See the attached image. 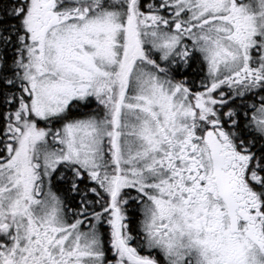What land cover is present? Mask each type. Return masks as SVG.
<instances>
[{
  "label": "rangeland",
  "instance_id": "1",
  "mask_svg": "<svg viewBox=\"0 0 264 264\" xmlns=\"http://www.w3.org/2000/svg\"><path fill=\"white\" fill-rule=\"evenodd\" d=\"M54 1L64 11L62 18L66 22L41 37L33 27V18L28 19L32 44L28 61L21 69L31 94L32 113L42 120L60 116L72 101L82 104L91 101L95 110H102L105 105L110 109L99 112V116L66 124L53 131L56 134L32 130L21 134L16 129L10 130L6 141L15 145V150L8 163L0 166V177L6 174L16 184L25 175V184L31 186L37 181L33 182V178L40 176L48 191L55 173L66 168L85 172L97 187L106 183L112 193L115 178L110 176L116 170L123 172L137 196L145 200L141 199L147 245L165 254L167 264H212L214 258L207 255L210 240L198 234L204 223L189 220L178 200L182 188L174 173L175 167L181 166L176 161L180 147L186 143L187 130V108L180 106L184 103L183 95L173 84L159 80L146 69L133 74L136 67L129 68L125 51L127 39L135 42L136 25L140 31L138 44L152 48L161 62L178 61L184 50L180 45L198 43L202 45V58L219 65L218 76L225 77V71L231 67L225 61V53L230 49L219 38L224 40L228 31L225 18L231 0H161L163 6L160 3L153 8L166 9L170 16L158 18L153 15L158 13L153 12L137 17L128 25L127 34L125 6L88 19L82 18L83 6L63 5L69 0ZM36 2L33 0L30 11ZM243 2L237 3L236 8L244 10V25L264 42V0ZM123 77L126 84L120 99L116 101L114 97L115 103L102 101L114 82L119 89L123 88ZM220 86L217 84L212 92ZM258 130L264 137V124ZM32 141L28 153V143ZM104 174H110V180H100ZM0 193L3 200L17 196L12 183L7 182H0ZM57 203L60 205L58 200ZM161 225L168 226L169 236L165 240L156 236ZM96 232L91 230L85 245H75L77 250L86 252L90 259L87 264H99L101 245L94 238ZM227 260L223 257L221 261Z\"/></svg>",
  "mask_w": 264,
  "mask_h": 264
},
{
  "label": "flooded vegetation",
  "instance_id": "2",
  "mask_svg": "<svg viewBox=\"0 0 264 264\" xmlns=\"http://www.w3.org/2000/svg\"><path fill=\"white\" fill-rule=\"evenodd\" d=\"M240 1H230V11L225 18L228 31L224 40L218 39L226 42L230 49L225 53V61L231 66L225 71V77L218 76L219 65L214 66L211 60L207 63L202 58V45L198 43L180 45L184 50L178 61L183 67L192 62L194 67L204 66L203 78L200 74L191 76L190 87L185 85L184 77L175 84L159 74L161 61L154 60L152 48L138 44L137 33L140 31L136 25L135 42L130 43L127 39L126 47V51L133 53L134 60L129 66L131 70L132 65L136 67L133 74L146 69L159 80L173 84L183 95L184 103L180 106L187 108V130L186 143L180 147L176 161L181 166L175 167L174 173L182 188L178 200L185 209L182 213H187L189 220H199V225L204 223L198 234L210 240L207 255L214 258L212 264H236L235 261L264 264V166L262 164L259 173L255 172L253 148L256 145L252 146L247 136L240 135L248 128L258 141H264L258 130L264 124V42L244 25V10L236 8L237 3L252 0ZM67 2L83 6L82 18L88 19L91 15L109 13L125 6L128 14L126 34L128 25L137 17L153 13L138 11L139 4L144 3L151 10L156 2L163 6L161 0ZM154 10L158 13L154 16L164 18L159 14L163 9L155 7ZM29 13L34 21L33 27L41 37L66 22L62 18L64 11L54 0H37ZM123 79V88L119 89L114 82L107 88L102 101L109 103L114 97L118 100L126 84ZM202 80L204 84H201ZM217 84L221 86L213 93ZM109 109L105 105L102 110H96L107 112ZM116 171L112 176L100 175L102 181L110 180L109 176L115 178L112 193L106 183L95 186L83 171L67 174L73 180L69 203H65L54 190L46 191L40 176L34 177L33 182L37 181L28 186L25 175L15 184L2 174L0 182L12 183L17 196L3 200L0 193V264H87L90 259L86 252L77 250L75 245H85L92 229L97 230L93 235L101 245L97 255L99 264H159L158 261L167 264L165 254L147 245L142 206L136 210L137 194L123 172ZM78 182L79 192L74 188ZM89 183L92 197L89 196ZM99 191L106 198H102ZM139 201L143 204L145 200ZM56 205L58 210L55 212ZM65 228L66 232L63 231ZM158 228L156 236L167 239L168 226ZM222 249L224 253L219 254ZM223 257L228 260L222 262Z\"/></svg>",
  "mask_w": 264,
  "mask_h": 264
},
{
  "label": "trees",
  "instance_id": "3",
  "mask_svg": "<svg viewBox=\"0 0 264 264\" xmlns=\"http://www.w3.org/2000/svg\"><path fill=\"white\" fill-rule=\"evenodd\" d=\"M156 0H153V2ZM33 0H0V165H5L11 159L10 154L14 152L15 145H10L6 141L8 133L12 129H16L25 134L29 130L35 133L56 134L53 131H58L62 126L72 123L74 121L86 118L91 115H97L99 112L88 103H79L72 101L68 104L64 113L60 116H54L47 119H39L31 111V94L25 82L22 73L21 65L28 61L29 49L31 48V34L28 30V19L30 16V8ZM160 3L153 5L157 6ZM63 5H69L65 2ZM153 8L152 12H155ZM138 11L142 13H150V9L143 3L139 4ZM163 17H169L166 14V9L159 11ZM130 43L132 41L130 40ZM32 52V50H31ZM125 60L129 65L134 60L131 51L125 52ZM155 61L159 60V55H154ZM179 62V61H178ZM174 61L170 64L161 62L158 66L159 74L165 76L172 83H178L179 79L185 78V85L190 87L191 76L201 75L203 78L204 66L194 67L192 62L190 66L183 67L180 62ZM203 70V71H202ZM204 84V81H201ZM240 135L249 138L248 143L254 144L255 151V172L259 173L261 166H264V141L255 138L248 128L242 130ZM34 142L28 143V153H31V146ZM252 149V147H249ZM81 172V171H77ZM72 173L71 170L63 168L58 170L51 179L53 190L63 197L65 203H69L71 189L70 184L73 182L72 178L67 174ZM74 173V172H73ZM72 173V174H73ZM264 175V169L262 171ZM89 183V196L92 197ZM75 191H80V183L74 187ZM100 196L106 198L105 194L99 191ZM141 198L137 196L136 210L142 206L139 201ZM138 207V208H137ZM107 244L106 246H109ZM161 264L160 261H158Z\"/></svg>",
  "mask_w": 264,
  "mask_h": 264
}]
</instances>
